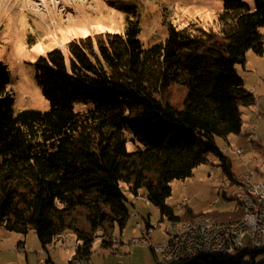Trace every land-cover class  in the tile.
Wrapping results in <instances>:
<instances>
[{
	"label": "trees",
	"instance_id": "16d2710c",
	"mask_svg": "<svg viewBox=\"0 0 264 264\" xmlns=\"http://www.w3.org/2000/svg\"><path fill=\"white\" fill-rule=\"evenodd\" d=\"M219 24V32L171 26L164 42L145 48L140 22L129 20L123 34L49 52L35 64L46 112L16 110L0 64V228L34 230L47 252L71 234L75 258L89 261L98 232L111 240L128 227V193L145 191L162 217L181 221L166 204L173 182L212 158L231 176L217 140L240 135L242 110L255 106L237 68L249 52L264 55V0H224ZM173 84L188 90L182 109L170 102ZM244 251L208 263L238 264Z\"/></svg>",
	"mask_w": 264,
	"mask_h": 264
},
{
	"label": "rangeland",
	"instance_id": "374dc122",
	"mask_svg": "<svg viewBox=\"0 0 264 264\" xmlns=\"http://www.w3.org/2000/svg\"><path fill=\"white\" fill-rule=\"evenodd\" d=\"M34 1L0 0V64L9 70L8 91L17 111L50 110L51 105L36 82L35 64L55 49L66 54L68 44L74 40L101 34H123L129 20L140 22V39L145 48L164 42L171 26L182 29L195 23L206 30L219 32V16L224 9V0ZM250 53L246 65L237 69L248 87L260 85L255 98L261 108H244L242 133L228 141L217 140L219 146L230 149L224 156L230 161L231 176L225 173L219 160L212 158L210 163L196 169L192 177L172 183V195L166 204L183 222L192 220L191 215L210 216L219 222L240 219L244 209L239 201V184H243L250 173L255 176L254 184L264 178V55ZM187 94V88L175 84L168 90L170 102L180 109ZM128 149L133 151L134 146L129 144ZM238 149L243 150V156L236 154ZM128 198L131 209L132 203H138L144 218L151 220L150 242L165 244L169 218L162 217L159 208L146 205L145 191H141L139 197L128 193ZM186 201H190L187 206L183 205ZM143 222L142 218L139 221L132 218L124 233H118L121 240L114 247L118 252L104 248L97 241L91 264H158V257L151 247L128 249L122 245L138 237L140 233L136 226ZM249 242L250 236L244 237L247 249L238 264H264V254H254ZM77 245L75 237L69 234L67 240H57L47 252L34 230L23 236L0 228V264H71L76 259Z\"/></svg>",
	"mask_w": 264,
	"mask_h": 264
},
{
	"label": "built area",
	"instance_id": "2783aa9c",
	"mask_svg": "<svg viewBox=\"0 0 264 264\" xmlns=\"http://www.w3.org/2000/svg\"><path fill=\"white\" fill-rule=\"evenodd\" d=\"M255 95V90L250 92ZM255 106L259 100L255 98ZM261 120V116H258ZM230 149L223 147L221 153L226 155ZM238 156H243V150H237ZM254 174L246 176L243 184H239V201L244 209L243 216L234 222H219L210 216H202L192 221H169L167 226L168 240L163 245L151 241V230L146 223L137 224L140 236L124 244L126 248L151 247L158 257V264H175L181 261H195L198 264H209L212 259L231 260L244 251V237L250 236L249 247L253 252H264V178L254 184ZM190 201L184 202L187 206ZM147 206L150 202L147 200ZM132 218L137 214L131 213ZM69 234H61L57 240H67ZM100 242L119 244V238L111 240L104 238L103 232H98ZM78 247V245H77ZM118 252L116 250H112ZM72 264H91L89 261L75 259Z\"/></svg>",
	"mask_w": 264,
	"mask_h": 264
},
{
	"label": "crops",
	"instance_id": "0c3cea01",
	"mask_svg": "<svg viewBox=\"0 0 264 264\" xmlns=\"http://www.w3.org/2000/svg\"><path fill=\"white\" fill-rule=\"evenodd\" d=\"M251 53L249 52L248 53V55H247V58L249 59L250 58V55ZM246 79V78H245ZM245 87H246V89L249 91V92H251L252 90H255V95H257V89L259 88L260 89V85H258L257 87H254L253 88V86H249L248 87V85L246 84V80H245ZM255 95H254V97H255ZM259 108H261V106H259ZM257 134H258V131H257ZM220 147H225V146H220ZM238 150H240V149H238ZM132 206H133V209H131V212L133 213L134 211L137 213V217L136 218H134V220L135 221H139L141 218L144 220V222L143 223H146L147 224V226H148V228L151 230V220H149V221H147L145 218H144V216L141 214V212L139 211V205H138V203H132ZM192 217H194V215H192ZM142 223V224H143ZM124 233V232H123ZM138 236H140V234L138 235ZM117 237L119 238V242H120V240H121V237L117 234ZM151 238H152V232H151ZM122 245H124V243H122ZM128 249H130V248H128ZM117 251V250H116ZM89 262L90 263H92V257H91V259H89Z\"/></svg>",
	"mask_w": 264,
	"mask_h": 264
},
{
	"label": "bare ground",
	"instance_id": "6f19581e",
	"mask_svg": "<svg viewBox=\"0 0 264 264\" xmlns=\"http://www.w3.org/2000/svg\"><path fill=\"white\" fill-rule=\"evenodd\" d=\"M33 2H35L34 0H32ZM40 1H42V0H40Z\"/></svg>",
	"mask_w": 264,
	"mask_h": 264
}]
</instances>
